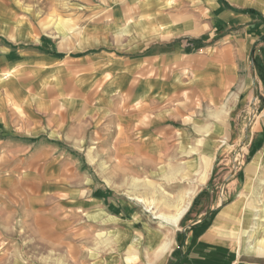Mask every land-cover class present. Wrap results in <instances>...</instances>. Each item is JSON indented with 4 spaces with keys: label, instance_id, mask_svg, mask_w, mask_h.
<instances>
[{
    "label": "crops",
    "instance_id": "obj_1",
    "mask_svg": "<svg viewBox=\"0 0 264 264\" xmlns=\"http://www.w3.org/2000/svg\"><path fill=\"white\" fill-rule=\"evenodd\" d=\"M179 4L189 9L201 6L215 13L223 24L235 22L242 32L264 27V0H181ZM191 24L189 20L182 21L173 27V36L165 37L161 29L154 31L153 22L146 23L137 32L123 37L126 41L123 43H120L122 36L108 38V32L90 33L85 41L82 39V49L75 54L69 52L70 55L57 50L51 52L48 48L27 47V38L17 32L12 40H4L3 29L0 30V157L4 161L1 168L21 169L20 182L25 189L24 193L10 190L4 193L6 196L0 194V203L4 204L0 205L6 212L2 216L8 217L13 226L20 218L23 228L36 227L33 231L48 234L53 250L57 247L53 241L60 235L61 244L69 248L70 254L67 256L64 252L66 256L59 255L53 263L65 264L68 258L76 257L75 250L80 252L86 244L82 242L81 246L79 237L83 233L92 235L95 230L92 228H99V215H104V200L97 189L89 198L78 196L76 203L69 198L58 200V188L53 192L61 170H67L70 165V156L92 148L99 139L97 132L87 133L88 125L92 128L96 124L92 119L88 124L85 115L98 107L113 109L116 115L112 119L113 127L129 131L128 140L135 138L134 143L142 148L159 147L162 145L158 142L159 136L171 139L173 131L176 132L174 122L188 117L186 114L190 111H197L188 104L176 106L195 94L219 105L225 101L221 108L229 107V112L244 101L250 102L251 98L244 95L248 83L239 75L243 46L236 42L215 54L211 48L190 50L189 42L194 40L188 36ZM263 36L264 31L252 39L255 42L251 62L260 90L264 92V79L259 74L264 66ZM204 39L205 36L194 42ZM52 74L60 76L59 84L51 82ZM107 74L112 77L110 82L103 79ZM100 84H106L104 91L97 95L95 103L88 104L90 100L83 97L84 92ZM232 87L235 92L228 101L226 94ZM259 95L264 98V93ZM237 117L242 118L240 113ZM144 118L148 119V126H138ZM263 158L264 148L245 169L246 184L252 181V172ZM211 164L209 156H203L196 163L193 195L207 180ZM6 181L17 183L13 178ZM243 201L237 197L225 205L216 204L195 218L188 210L189 205L178 222L179 229L162 243L167 242L168 248L157 254V248H151L147 264H164L167 253L174 248H178L175 264H260L246 254L255 251L257 246L241 245L242 234L247 233L243 228H251ZM122 228L126 237L124 246L130 228L125 225ZM260 245L264 247V237Z\"/></svg>",
    "mask_w": 264,
    "mask_h": 264
},
{
    "label": "rangeland",
    "instance_id": "obj_2",
    "mask_svg": "<svg viewBox=\"0 0 264 264\" xmlns=\"http://www.w3.org/2000/svg\"><path fill=\"white\" fill-rule=\"evenodd\" d=\"M178 2L181 0H0V30L3 29L4 40H12L17 32L27 38V47L48 48V51L57 50L65 55L82 49L90 33L108 32V38L122 36L120 43H123L126 42L123 37L137 32L140 25L153 22L154 31L161 29L165 37H171L173 27L188 20L192 23L190 35L187 34L189 38L198 40L205 36L203 42L190 41V50L211 48L215 54L236 42L243 46L239 75L248 83L244 95L251 98L250 102L243 100L242 105L229 112V107L221 108L225 101L219 105L195 94L176 106L188 104L197 111H190L186 114L188 117L174 122L176 132L173 131L171 139L159 136L158 142L162 143L159 147L147 146L143 147L147 150H143L134 143L135 138L128 140L129 131L125 133L119 126L113 127L112 119L116 116L113 109L98 107L92 114L85 115L88 124L92 121L96 124L92 128L88 125L87 133L95 131L99 139L92 148L70 154V165L67 170H61V178L58 184H53V192L58 188V200L69 198L76 203L78 196L89 198L97 189L104 200V215H99V228H92L95 229L92 235L83 233L79 237L81 246L82 242L86 243L85 248L80 252L75 250L77 256L68 258L65 264H147L151 248L161 246L169 234L173 237L180 225L173 229L171 224L155 216L159 215L167 195L174 198L186 190L195 191L192 182L197 172L196 163L203 156L212 158V166L207 180L199 185L195 195L192 193L188 208L192 218L216 204L225 205L234 198H243L251 228H243L247 233L243 232L241 245H256L257 249L252 251L256 253L246 254L264 264V247L260 245L264 237V158L252 172L249 184H246L245 173L264 148V98L259 95L264 92L260 90L251 62L255 42L252 39L263 32L264 27L242 32L235 22L223 24L216 19L215 13L201 6L189 9ZM110 24L112 26H108ZM194 31L197 34H191ZM53 74L51 82L59 84L60 76ZM103 79L110 82L112 77L107 74ZM105 85L84 92L83 97L90 100L88 104L96 102ZM234 92V87L228 89L226 100L229 101ZM239 113L242 118L237 117ZM148 122L144 118L138 126H148ZM1 158L0 194L10 190L24 193V185L20 182L22 170L2 169L4 161ZM11 178L16 185L6 181ZM138 198L154 204L151 205L153 209L148 210ZM1 205L0 264H64L53 263L59 255H65L64 252L67 256L70 254L69 248L61 244L63 238L59 234L60 238L53 241L57 246L53 250L48 234L33 231L36 227L23 228L20 218L13 226L8 217L2 216L6 212ZM123 225L130 228L124 246ZM177 251L178 248L170 249L164 264H175Z\"/></svg>",
    "mask_w": 264,
    "mask_h": 264
},
{
    "label": "bare ground",
    "instance_id": "obj_3",
    "mask_svg": "<svg viewBox=\"0 0 264 264\" xmlns=\"http://www.w3.org/2000/svg\"><path fill=\"white\" fill-rule=\"evenodd\" d=\"M186 191L179 194L177 197H174V198L167 195V198L164 201V205H162L163 207L160 208L158 211L159 215L155 216V217L160 218L162 221L168 223L169 225L171 224L172 227L173 226L176 227L180 218L182 217V215L184 214V212L187 210L188 206L190 205L191 199L193 198L192 197L193 192L191 193L190 192L191 190H189L187 192ZM137 200H138V202L143 203V205H145L148 208V210L153 209V206H151V205H154V204H152L148 201H145L143 199L140 200L139 198ZM174 227H173V229H174ZM165 235H166V233H165ZM166 244H167V242H166ZM166 244L165 245L162 244L161 246H159L157 248V250L155 251L156 254L165 251L166 248H168V246ZM155 263H156V261H155Z\"/></svg>",
    "mask_w": 264,
    "mask_h": 264
},
{
    "label": "trees",
    "instance_id": "obj_4",
    "mask_svg": "<svg viewBox=\"0 0 264 264\" xmlns=\"http://www.w3.org/2000/svg\"><path fill=\"white\" fill-rule=\"evenodd\" d=\"M249 13H253V11H248ZM264 41V36L261 38ZM255 63V60H253ZM260 77H262L264 79V66L260 68Z\"/></svg>",
    "mask_w": 264,
    "mask_h": 264
}]
</instances>
